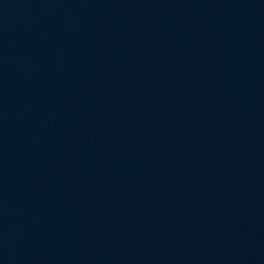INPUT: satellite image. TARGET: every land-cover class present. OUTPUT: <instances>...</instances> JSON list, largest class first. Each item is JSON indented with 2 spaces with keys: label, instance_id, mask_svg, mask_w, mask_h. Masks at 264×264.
<instances>
[{
  "label": "water",
  "instance_id": "water-1",
  "mask_svg": "<svg viewBox=\"0 0 264 264\" xmlns=\"http://www.w3.org/2000/svg\"><path fill=\"white\" fill-rule=\"evenodd\" d=\"M0 264H264V0H0Z\"/></svg>",
  "mask_w": 264,
  "mask_h": 264
}]
</instances>
